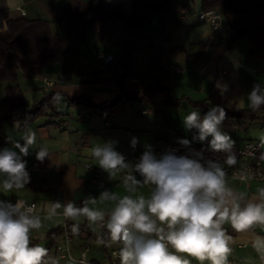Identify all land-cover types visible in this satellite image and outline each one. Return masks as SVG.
I'll list each match as a JSON object with an SVG mask.
<instances>
[{"label":"crops","instance_id":"crops-1","mask_svg":"<svg viewBox=\"0 0 264 264\" xmlns=\"http://www.w3.org/2000/svg\"><path fill=\"white\" fill-rule=\"evenodd\" d=\"M67 1L0 0V31L10 19L25 17L49 21L51 31L63 37L66 35ZM94 1L102 3L106 11L119 8L127 14L132 7V0ZM201 10V0H171L168 9L150 13L132 29L119 20L108 22L100 33L85 26L80 30V37L71 43L67 57L45 67L43 73L35 77L18 75L27 108L48 92L57 93V97L52 109L24 123L21 120L0 121V150L8 148L19 154L14 144L24 143L21 138L26 131L36 133V142L29 148V154H21L30 183L23 189L8 192L0 188V201L15 204L17 199H22L25 203H34L32 215L40 217L42 226L30 231V239L33 245L48 249L47 264H121L120 258L114 260L110 255L111 250L120 248L121 244L110 241L105 226L90 224L85 217L68 219L63 215V207L49 218L52 202L59 201L63 205L71 201L82 206L83 201L96 197L97 202L88 206L103 211L107 220L119 198L125 195L133 199L141 195L150 198L151 185L138 187L134 192L124 187L123 173L126 172H118L110 180L90 149L113 142L115 149L134 164L149 147L155 154L157 148L187 140L190 129L185 127L184 118L192 111H197L201 119L205 115L197 103L204 101L212 108L241 112L251 108L247 95L253 85L259 83L264 87V55L250 54V43L245 37L230 42V29L227 32L222 24L213 29L207 22L200 21L198 13ZM110 47L114 50L110 62L114 74L111 76L96 56L98 51ZM67 58L70 59L67 61ZM169 63L184 67V71L167 68ZM202 66L206 67L201 69ZM74 72L91 76L85 80ZM121 73L127 74L123 83L127 100L105 109L93 106L119 93L116 76ZM132 73L142 74L144 79ZM185 75L187 81L199 78L203 83L198 88L200 98H193L185 90ZM42 77L58 82L45 88ZM158 83L167 86L170 92L166 94L153 88ZM4 85L0 84V100L4 97ZM156 91L160 95H156ZM259 115L240 118L225 115L221 131L237 144L261 140L264 119ZM105 119L110 124H105ZM133 138L137 141L135 147L132 146ZM41 146L47 147L50 154L43 162L36 159ZM242 162H249V159L243 158ZM135 175L142 179L139 173ZM4 178L0 176V181ZM225 182L237 197H241L242 207L249 202L261 203L259 189L264 187V180L243 182L225 176ZM104 190L115 193L118 199L100 200L99 195ZM66 223L78 224L91 235L72 233L69 244L72 258L61 256L56 248L64 242V233L48 245L53 230ZM222 227L232 237L227 264H264V248L258 250L256 247L257 238H264V225L254 224L241 231H236L229 222ZM104 233L107 241L100 243L96 237ZM83 252L86 263L78 260ZM178 255L188 259L190 264H200L186 254ZM203 264L210 262L205 260Z\"/></svg>","mask_w":264,"mask_h":264},{"label":"clouds","instance_id":"clouds-1","mask_svg":"<svg viewBox=\"0 0 264 264\" xmlns=\"http://www.w3.org/2000/svg\"><path fill=\"white\" fill-rule=\"evenodd\" d=\"M247 98L250 107L259 110L264 106V87L254 84ZM224 119L225 112L219 107L212 108L202 119L197 111L184 118L187 129L198 130L200 142L211 137L209 148L212 152L225 153L223 161L205 159L200 152L180 156L168 152L157 157L149 147L133 164L115 149L113 142L93 147L91 155L110 180L118 172H126L124 187L134 192L138 187L151 185L150 198L141 195L133 199L125 195L118 199L115 193L104 190L100 200L118 199L107 220L103 211L88 206L97 202L96 197L83 201L82 206L71 201L63 205L52 202L49 218L63 207V215L68 219L85 217L90 224L105 226L110 241L123 245L119 251L121 264H190L178 253L193 257L200 264L205 260L210 264H227L232 237L222 225L229 222L236 231L254 224L264 225V187L259 189L261 203L249 202L243 207L241 197L227 187L224 165H235L237 158L232 152L234 142L221 131ZM21 139L23 144L18 141L14 144L19 154L8 148L0 150V176L5 177L0 181V188L6 192L23 189L30 183L21 154H29V148L36 142V133L26 131ZM136 143L133 138L132 146ZM180 143L188 145L189 141ZM261 147H264V137ZM48 157L47 147L41 146L36 159L43 162ZM135 173L142 179H137ZM33 208L25 207L20 200L15 204L0 201V264H47L48 249L31 243L30 231L42 226L40 217L32 215ZM78 230L79 225L73 224L72 232L76 234ZM256 247L264 248V238H257Z\"/></svg>","mask_w":264,"mask_h":264},{"label":"trees","instance_id":"trees-1","mask_svg":"<svg viewBox=\"0 0 264 264\" xmlns=\"http://www.w3.org/2000/svg\"><path fill=\"white\" fill-rule=\"evenodd\" d=\"M171 0H132L129 13H123L119 8L106 11L102 3L94 0H68L67 17L65 19L66 35L60 36L53 33L50 22L46 20H31L25 17L10 19L3 31H0V84L4 85V97L0 100V121H18L22 123L52 109V102L57 93L48 92L42 98L27 108L22 88L18 83V75L32 78L43 73L45 67L67 57L71 52V43L80 37V30L88 26L90 29L101 32L108 22L121 21L132 29L142 23L152 12L168 9ZM202 9L216 8L228 24L230 29L229 41L238 37H245L250 43L249 53L252 55H264V0H201ZM112 69L111 64L108 66ZM126 73L116 76L119 93L114 98L93 106L99 109L111 107L118 102L126 101L127 94L123 87ZM168 94L169 88L161 83L153 87ZM92 104V103H90ZM207 114L212 106L205 102L197 103ZM224 110V109H223ZM225 115L242 117L256 114L264 119V106L259 110L252 108L236 112L224 110ZM67 230L72 236V226L66 223L64 226L53 230V244L60 234ZM79 236L90 237L83 227H79ZM104 242L107 235L96 237Z\"/></svg>","mask_w":264,"mask_h":264},{"label":"built area","instance_id":"built-area-1","mask_svg":"<svg viewBox=\"0 0 264 264\" xmlns=\"http://www.w3.org/2000/svg\"><path fill=\"white\" fill-rule=\"evenodd\" d=\"M198 19L200 21L207 22L213 29H218L223 20L222 13L216 8H208L203 9L198 13ZM96 56L101 60L102 66L107 69L108 75H113L114 72L108 68L110 62L114 56V50L110 47L105 51H98ZM206 66H202L201 69H204ZM167 68L175 69L179 72L184 71V67L180 65H176L173 63H169ZM42 82L44 87H50L56 84L58 81L54 79H50L47 77H42ZM119 92V89H118ZM105 124H110L108 119H105ZM211 137L204 142H200L198 139V130L193 128L188 131L187 140L189 141L188 145H183L181 143H170L165 145L164 147L157 148L155 150V155L157 157L166 154L168 152H173L177 156L180 155H192L193 152H200L203 154L205 159L211 160H220L223 161L226 154L225 153H216L212 152L209 148V143ZM232 152L235 154L237 158V163L231 167L228 165H224V169L226 172V176L232 177L239 181L249 182L253 179L264 180V159H261V154L264 153V147H261V140H248L242 144H237L234 142ZM243 158L249 159V162H242ZM90 167L89 164H87ZM126 173H123L125 176ZM137 174V173H135ZM23 202L25 207L34 206V203H25L22 199H17ZM16 200V202H17ZM70 233L65 230L64 231V242L62 244H57L56 248L59 251V254L63 257L72 258L70 255ZM121 244V243H120ZM123 245L121 244V247ZM120 247V248H121ZM120 248H113L111 250V257L115 259H119V251ZM81 262H85V252L82 253L81 257L78 259Z\"/></svg>","mask_w":264,"mask_h":264},{"label":"rangeland","instance_id":"rangeland-1","mask_svg":"<svg viewBox=\"0 0 264 264\" xmlns=\"http://www.w3.org/2000/svg\"><path fill=\"white\" fill-rule=\"evenodd\" d=\"M222 28L223 29H226L227 30V32H229V27H228V24L226 23V21L225 20H223L222 21ZM68 59H70V58H67V61H68ZM142 61L141 59H136V61ZM136 63H138V62H136ZM75 72H76V70H75ZM74 72V74L76 75V73ZM187 73H189V72H187ZM187 73H186V75H187ZM132 74H134L135 76H138L139 78H141V79H144V75H142V74H137V73H132ZM184 76V79H185V90H187V92H189V94L193 97V98H200V93H201V91L198 89L199 87H200V85H203V83H201V81H200V79L199 78H193V79H191V80H189V81H187V76ZM77 77L79 76H82V77H84V79L86 80L87 78H90V76L91 75H89V74H87V73H84V74H82V75H76ZM147 77L146 78H148V76L149 75H146ZM178 77H182V76H178ZM156 93V95H160V93L158 92V91H156L155 92ZM187 107V106H186ZM252 139H256L255 137H253ZM238 140H240V139H238ZM72 242V241H71ZM92 243H94V242H91V244Z\"/></svg>","mask_w":264,"mask_h":264}]
</instances>
